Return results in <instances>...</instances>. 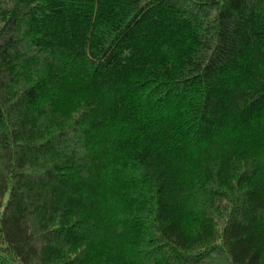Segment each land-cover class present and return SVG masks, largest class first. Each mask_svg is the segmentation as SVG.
Listing matches in <instances>:
<instances>
[{
	"label": "trees",
	"instance_id": "16d2710c",
	"mask_svg": "<svg viewBox=\"0 0 264 264\" xmlns=\"http://www.w3.org/2000/svg\"><path fill=\"white\" fill-rule=\"evenodd\" d=\"M218 260L264 264V0H0V264Z\"/></svg>",
	"mask_w": 264,
	"mask_h": 264
},
{
	"label": "rangeland",
	"instance_id": "374dc122",
	"mask_svg": "<svg viewBox=\"0 0 264 264\" xmlns=\"http://www.w3.org/2000/svg\"><path fill=\"white\" fill-rule=\"evenodd\" d=\"M101 242V241H100ZM99 247V246H98ZM100 248V247H99ZM212 262L211 261H209V262H206V261H204L202 264H211ZM215 264H221V262H220V260H218L217 261V263H215Z\"/></svg>",
	"mask_w": 264,
	"mask_h": 264
}]
</instances>
